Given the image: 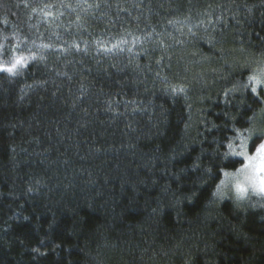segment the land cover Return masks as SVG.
Returning a JSON list of instances; mask_svg holds the SVG:
<instances>
[{
  "label": "trees",
  "instance_id": "obj_1",
  "mask_svg": "<svg viewBox=\"0 0 264 264\" xmlns=\"http://www.w3.org/2000/svg\"><path fill=\"white\" fill-rule=\"evenodd\" d=\"M19 55L0 264H264V198L214 195L236 131L264 138V0H0V63Z\"/></svg>",
  "mask_w": 264,
  "mask_h": 264
},
{
  "label": "snow or ice",
  "instance_id": "obj_2",
  "mask_svg": "<svg viewBox=\"0 0 264 264\" xmlns=\"http://www.w3.org/2000/svg\"><path fill=\"white\" fill-rule=\"evenodd\" d=\"M120 43H127V41H121ZM116 47H118V45H113V48ZM104 50L111 51L112 49ZM26 61L27 57L19 55L11 63H0V73L18 75L20 69L26 67ZM248 80L251 84V91L253 93H257V95L264 93V70L249 76ZM248 86V84L244 85L245 88ZM258 88L260 90L259 92ZM171 91L172 93L183 92V88L172 87ZM247 131L249 132V136L244 137L243 134L237 130L236 136L241 140V143L236 145L230 141L227 144L228 151L223 153L224 158H227L229 155L242 156L247 163H245L242 168L237 169L236 173H229L224 171V169H220L225 179L221 180L220 184L217 185V192L214 193V195H222L221 186L226 187L228 184H232L237 193V200H243L249 193L264 198V140H260L255 145L254 154L249 155L247 140L251 139L253 130L247 129ZM237 148H239L240 151H237Z\"/></svg>",
  "mask_w": 264,
  "mask_h": 264
},
{
  "label": "rangeland",
  "instance_id": "obj_3",
  "mask_svg": "<svg viewBox=\"0 0 264 264\" xmlns=\"http://www.w3.org/2000/svg\"><path fill=\"white\" fill-rule=\"evenodd\" d=\"M252 130H253V133H252V135H251V139H248V140H247V146H248V150H249V155H253L254 152H255V149H254V151H250V149H249V144H250L251 140L253 139V137L256 135V132L258 131V130H256V129H252ZM248 136H249V132L247 131V134H246L245 137H248ZM263 140H264V138H263ZM238 144H240V141L238 142ZM238 149H239V148H238ZM238 151H240V149H239ZM245 163H247V161L244 160V163H243L240 167H238L237 169L242 168L243 165H244ZM237 169H235V170H231L229 173H236ZM224 179H225V177L223 178V180H224ZM230 191H231L232 193L235 192V188H234V186H233L232 184H228L226 187H225V186H221V192H222V195L219 194V196H223V197H224L225 195L229 194Z\"/></svg>",
  "mask_w": 264,
  "mask_h": 264
}]
</instances>
